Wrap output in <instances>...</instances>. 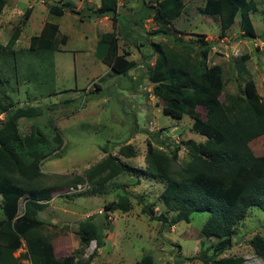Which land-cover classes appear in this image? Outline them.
Returning <instances> with one entry per match:
<instances>
[{
	"label": "rangeland",
	"instance_id": "obj_1",
	"mask_svg": "<svg viewBox=\"0 0 264 264\" xmlns=\"http://www.w3.org/2000/svg\"><path fill=\"white\" fill-rule=\"evenodd\" d=\"M116 32L120 52L128 53V59L138 63L128 76L114 74L96 56L99 36L113 31L111 17L96 18L94 10L100 0H64L66 12L62 17L51 15L48 6L58 5L59 0H7L0 19V43L6 45L13 28L20 25L24 13L33 7L28 23L23 27L16 53L0 51V72L6 90L16 107H40L42 115L35 119H23L20 131L29 135L39 129L49 139L58 131L63 147L42 162L43 175L36 186H58L52 201L43 210L21 206L20 214L29 215L44 222L41 233L53 243L60 261L76 263L80 248L78 227L90 217L101 218L105 235L103 248L90 264H139L151 255L154 264H204L203 255H212L216 238H204L202 228L209 218L208 212H195L189 223L180 222L173 227H163L142 213L137 197H144L145 204H154L157 214L167 208L160 197L165 185L143 174L121 175L107 186L92 193L87 184L77 188H65L64 184L104 160L108 154L120 157L127 165L144 170L147 144L174 150L181 142L206 138L192 130L193 120L188 115L177 121L162 112L163 102L152 93L147 69L155 61L153 44L181 49L182 42H192L198 34L206 36L211 46L207 61L209 67L223 68L226 95H244L248 79L256 82L259 95L264 100V0H254L258 12L251 15L256 39L243 36L240 17L225 37L221 35L220 20L202 14L204 0H186L182 16L173 21L168 35L156 34L160 26L152 20L135 24L141 8L152 6L155 0H118ZM80 13L73 14L71 10ZM83 17L84 20L79 19ZM91 17V18H90ZM60 27L68 37L65 45L58 41L56 50L31 52L30 38L39 35L45 23ZM182 39L183 41H181ZM195 51H199L195 48ZM247 57L249 58L248 60ZM95 84L101 87L97 90ZM9 108L1 97L0 110ZM197 114L205 117V109L199 107ZM5 114L0 111V120ZM165 143V145L163 144ZM127 144L138 150L135 158L119 156V149ZM164 146H163V145ZM256 156H264V135L250 143ZM108 153H104L103 149ZM189 161L185 148L179 153L178 163ZM130 198L132 210L128 213L112 212L105 220V206L118 201L119 196ZM1 204V199H0ZM169 212L168 217H175ZM0 217L3 214L0 210ZM259 235L264 239V213L252 208L248 217L237 227L232 238V248L225 257L243 259V264H264L250 245ZM96 250V243L84 250L80 258L87 260ZM23 248L17 253L21 257ZM79 259V256H78ZM192 259V260H189ZM23 264H33L30 258Z\"/></svg>",
	"mask_w": 264,
	"mask_h": 264
},
{
	"label": "trees",
	"instance_id": "obj_2",
	"mask_svg": "<svg viewBox=\"0 0 264 264\" xmlns=\"http://www.w3.org/2000/svg\"><path fill=\"white\" fill-rule=\"evenodd\" d=\"M202 14L220 20L221 35L235 24L240 16L243 36L256 39L251 15L258 12L254 0H204ZM7 0H0V18ZM186 0H155L152 6H143L135 24L152 20L160 26L156 34L168 35L173 21L179 19L186 9ZM64 0L48 6L51 15L62 17L66 12ZM118 0H100L99 7L91 17H111L114 28L99 36L96 56L111 71L120 76H128L138 67V63L128 59V53L120 52L119 36L116 32ZM30 7L23 15L19 26L13 28L8 43H0V51H11L19 40L23 27L32 15ZM73 14L80 15L74 9ZM90 17V18H91ZM84 20L83 17L80 18ZM68 37L62 35L58 25L47 22L41 33L30 39L31 52L56 50L58 41L65 45ZM183 41L182 39H180ZM181 49L153 44L156 53L152 66H148V80L153 85V95L163 103L164 115L177 121L188 115L193 120L192 130L206 138L204 142L187 140L181 145L167 148L147 144L146 167L140 171L124 163L120 157L108 154L100 163L86 171L84 176L68 180L65 188H77L87 184L92 193L101 190L121 175L143 174L165 185L160 200L167 208L166 213L157 214L154 204H145L144 197H137L142 213L151 221H158L163 227H173L180 222L189 223L195 212H208L201 235L216 238L212 255H203L204 264H243L240 257L225 254L232 248L231 240L236 235L238 225L243 222L252 208L264 213V156H256L250 143L264 135V100L258 93L256 82L248 79L244 85V95H226L224 92L223 68L220 65L209 67L207 61L211 46L206 36L198 34L190 42H182ZM195 48L199 51H195ZM249 58L247 57L248 60ZM4 80L0 72V89ZM97 90L100 87L95 84ZM1 97L9 108L1 109L5 114L0 120V264H23L30 258L33 264H73L60 261L52 241L41 233L44 222L28 214H20L21 206L34 210L46 208L59 190L58 186H36L34 182L42 177V162L53 152L63 147V138L58 131L49 139L39 129H32L23 136L20 122L35 119L42 115L40 107H16L15 101L6 90ZM199 107L205 109V117L197 114ZM165 145V143H163ZM162 144V145H163ZM163 145V146H164ZM185 148L189 161L179 165V153ZM104 153L108 151L104 148ZM119 156L135 158L138 150L131 144L119 149ZM132 210L130 198L121 195L118 201L105 206V220L116 211L128 213ZM174 212L169 219L168 213ZM101 218L90 217L78 227L80 248L76 252L75 264H90L97 250L104 247L105 235ZM26 245L21 257L16 253ZM96 250L85 261L80 255L91 243ZM258 257L264 260V239L256 235L250 241ZM79 256V259H78ZM192 260V259H189ZM139 264H154L151 255L142 258Z\"/></svg>",
	"mask_w": 264,
	"mask_h": 264
},
{
	"label": "crops",
	"instance_id": "obj_3",
	"mask_svg": "<svg viewBox=\"0 0 264 264\" xmlns=\"http://www.w3.org/2000/svg\"><path fill=\"white\" fill-rule=\"evenodd\" d=\"M60 1V0H59ZM8 4V3H7ZM204 4H205V1H204ZM7 6V5H6ZM187 6V5H186ZM204 6V5H203ZM5 9H6V7H5ZM4 9V10H5ZM34 9V8H33ZM4 12V11H3ZM237 17H240V16H237ZM1 19V18H0ZM80 21H81V19H79ZM43 28V27H42ZM60 28V27H59ZM42 30V29H41ZM231 30V29H230ZM229 30V31H230ZM228 31V32H229ZM228 32H227V34H228ZM41 33V32H40ZM20 39V38H19ZM31 39V38H30ZM18 43H19V40L17 41V43H16V45L14 46V48L11 50V51H8V52H10V53H16V49H17V46H18ZM30 44V43H29ZM3 45V44H2ZM5 46V45H4ZM153 65V63L150 65V66H152ZM214 66V65H213ZM109 68V67H108ZM111 70V69H110ZM99 86V85H98ZM96 87V86H95ZM96 89H97V87H96ZM100 89H101V87H100ZM1 199V198H0Z\"/></svg>",
	"mask_w": 264,
	"mask_h": 264
}]
</instances>
